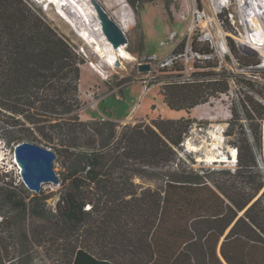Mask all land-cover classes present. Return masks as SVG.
Segmentation results:
<instances>
[{"label":"trees","instance_id":"16d2710c","mask_svg":"<svg viewBox=\"0 0 264 264\" xmlns=\"http://www.w3.org/2000/svg\"><path fill=\"white\" fill-rule=\"evenodd\" d=\"M191 49L213 54L196 39ZM83 62L40 10L0 0V120L16 129L9 137L16 143L51 147L55 160L65 151L64 186L52 208L13 181L0 183V264H264V183L254 153L264 149V96L255 82L236 79L250 130L239 123L236 168L201 173L172 169L189 116H158L119 132L112 120L81 119ZM176 76L160 89L174 110L189 113L229 91L224 72ZM231 114V123L240 121L236 106ZM164 167L160 187L138 194L133 177Z\"/></svg>","mask_w":264,"mask_h":264},{"label":"rangeland","instance_id":"374dc122","mask_svg":"<svg viewBox=\"0 0 264 264\" xmlns=\"http://www.w3.org/2000/svg\"><path fill=\"white\" fill-rule=\"evenodd\" d=\"M98 1L125 30L127 43L124 48L133 57L131 60L120 59V65H113L114 69L109 68L92 52L91 44L78 38L68 23L56 18L57 15L49 17L43 8L46 2L26 0L30 7L40 10L50 24L74 46L76 53L84 58V62L79 65V117L83 120H112L119 132L126 124H151L158 116H189L194 121L177 149L180 159L172 169L193 168L201 173L219 169L234 171L236 165H231L229 152L232 148L236 149L233 141L239 130V123L250 133L240 106V101L246 99L247 94L236 79L255 82L256 89L264 96V32L254 21L257 18L255 12L261 13L257 0H252L253 7H248L246 11L249 13L245 15L241 12L238 0ZM259 2L264 4V0ZM51 8L52 11L56 10L54 6ZM173 31L176 34L170 38ZM193 39L208 43L213 48V54L210 57L191 56L187 64H178L171 69H139L140 62L146 63L151 55L162 57L180 49L182 44L184 49L189 48ZM231 42L235 46V52L231 48ZM205 59L216 65L208 66ZM205 71L224 72L229 79L228 93L211 96L207 102L196 105L189 113L166 105L160 92L164 80L174 75H178L176 78L195 77L194 74ZM260 99L264 101L261 96ZM234 106L241 118L240 121L234 120L231 123V108ZM260 123L264 134V118ZM15 130L0 120V183L13 181L15 185L23 186L30 196L37 195L38 203L44 202L52 208L64 186L62 180L65 168L62 162L65 151L60 150V158L54 161L60 184L47 182L42 184L39 192L31 191L23 184L14 165L16 142L9 137ZM256 149L264 152L263 148ZM166 170L168 167L148 168L147 175H135L132 180L137 185V193L140 194L142 190L149 193L156 191L161 185L162 173ZM260 172L264 183V171ZM85 208H89V205L86 204ZM3 210L7 212L9 209L5 207Z\"/></svg>","mask_w":264,"mask_h":264},{"label":"bare ground","instance_id":"6f19581e","mask_svg":"<svg viewBox=\"0 0 264 264\" xmlns=\"http://www.w3.org/2000/svg\"><path fill=\"white\" fill-rule=\"evenodd\" d=\"M43 2H46L43 8L47 15L49 17H56L57 15L56 18L68 23L76 32L75 35L87 44H91L92 52L101 58L109 68L114 69V59L120 61V59L131 60L133 58L124 48V45L115 46L105 38L101 29L98 10L93 0H43ZM238 2L243 15L249 13L246 11L248 7H253L252 0H238ZM257 4L261 13L255 12L257 18L253 20L258 23V26L264 32V4L259 0H257ZM53 6L57 11H52L51 7ZM114 66L116 67V65ZM211 136L214 137L212 134ZM235 151V148H232L229 152L231 165H236L237 155Z\"/></svg>","mask_w":264,"mask_h":264},{"label":"water","instance_id":"95a60500","mask_svg":"<svg viewBox=\"0 0 264 264\" xmlns=\"http://www.w3.org/2000/svg\"><path fill=\"white\" fill-rule=\"evenodd\" d=\"M93 2L98 10L105 38L115 46L125 45L127 43L125 30L100 1L93 0ZM114 65H120L119 59H114ZM139 69L147 71L150 65L140 63ZM14 159L19 168L21 180L29 190L37 193L41 190L43 183L60 184V178L54 168L56 153L51 147L23 140L14 146Z\"/></svg>","mask_w":264,"mask_h":264},{"label":"built area","instance_id":"2783aa9c","mask_svg":"<svg viewBox=\"0 0 264 264\" xmlns=\"http://www.w3.org/2000/svg\"><path fill=\"white\" fill-rule=\"evenodd\" d=\"M175 34L176 33L174 31L171 32L170 38H173L175 36ZM198 38H199V40H202L201 37H198ZM220 45L223 48V44L221 43ZM191 56L200 57L201 55L198 54L197 52L192 51L191 47H189V48L186 47L182 52L171 51L162 57H157L156 55H151L149 61H145V62L149 63L150 69L156 67L158 69H164L165 70V69H171L178 64H182V63L187 64V62ZM140 63H143V62H140ZM235 153H236V151H235ZM254 153H255V159H256V163H257L256 167L260 171H264V152L263 151H257V149L255 148ZM14 165L16 166L18 174L20 175L19 168L15 162V159H14Z\"/></svg>","mask_w":264,"mask_h":264}]
</instances>
